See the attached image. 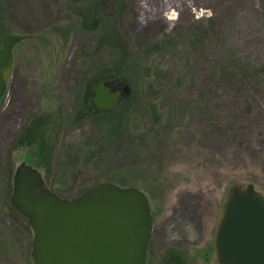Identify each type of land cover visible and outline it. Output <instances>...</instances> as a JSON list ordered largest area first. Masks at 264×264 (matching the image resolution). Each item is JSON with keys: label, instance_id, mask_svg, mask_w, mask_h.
<instances>
[{"label": "rangeland", "instance_id": "rangeland-1", "mask_svg": "<svg viewBox=\"0 0 264 264\" xmlns=\"http://www.w3.org/2000/svg\"><path fill=\"white\" fill-rule=\"evenodd\" d=\"M6 34L23 38L0 99V264H32L21 163L60 197L110 181L157 224L166 206L196 216L155 234L147 264H218L230 188L264 194V0H0ZM99 80L127 92L91 111Z\"/></svg>", "mask_w": 264, "mask_h": 264}, {"label": "water", "instance_id": "water-1", "mask_svg": "<svg viewBox=\"0 0 264 264\" xmlns=\"http://www.w3.org/2000/svg\"><path fill=\"white\" fill-rule=\"evenodd\" d=\"M23 36L6 34L0 43V99L13 65V47ZM126 93L100 80L92 102L114 108ZM11 204L28 220L32 264H145L152 231L147 196L137 187L110 181L76 196L60 197L31 165L13 175ZM218 264H264V194L253 184L234 185L216 228Z\"/></svg>", "mask_w": 264, "mask_h": 264}, {"label": "flooded vegetation", "instance_id": "flooded-vegetation-1", "mask_svg": "<svg viewBox=\"0 0 264 264\" xmlns=\"http://www.w3.org/2000/svg\"><path fill=\"white\" fill-rule=\"evenodd\" d=\"M122 96L123 95H122V92H121V97ZM168 209H169V206H166L167 214L165 212L161 213V220H160V222L158 224L155 223V216L153 215V213L151 211L152 231H151V236H150V239H149V242H148L147 258H146V263L145 264H147L149 249L152 246V242H153V239L155 237V234L158 235V237H159V239H161V241L165 242V241H167V228H169V229L170 228H172V229L179 228L180 227L179 223H183V222H186V221H188V223H192L193 222L197 226L199 225V221H197V217L196 216H191L192 213L190 214L191 217H188V219H185L183 217L181 218V215H179L180 209L174 207L172 212H169ZM168 224H171V225L168 226ZM177 224H178V226H176ZM215 234H216V230H215ZM214 241H215V238H214ZM169 254H170L168 256L169 260H172V259H174L176 257L179 258L181 256V255L179 256V254L173 253L172 251H170ZM182 258L183 257H181L180 260Z\"/></svg>", "mask_w": 264, "mask_h": 264}, {"label": "trees", "instance_id": "trees-1", "mask_svg": "<svg viewBox=\"0 0 264 264\" xmlns=\"http://www.w3.org/2000/svg\"><path fill=\"white\" fill-rule=\"evenodd\" d=\"M90 110L91 111H94V110H97V111H106V110L99 109V108L95 107V105L93 104V102H91V104H90Z\"/></svg>", "mask_w": 264, "mask_h": 264}]
</instances>
